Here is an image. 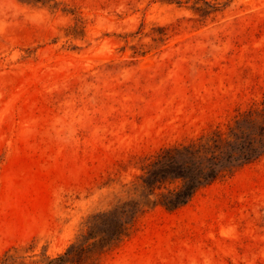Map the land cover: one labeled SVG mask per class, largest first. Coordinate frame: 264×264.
I'll return each mask as SVG.
<instances>
[{"label": "rangeland", "instance_id": "1", "mask_svg": "<svg viewBox=\"0 0 264 264\" xmlns=\"http://www.w3.org/2000/svg\"><path fill=\"white\" fill-rule=\"evenodd\" d=\"M263 101L264 0H0L1 264H46L126 201L93 262L264 264V156L176 210L141 185Z\"/></svg>", "mask_w": 264, "mask_h": 264}, {"label": "trees", "instance_id": "2", "mask_svg": "<svg viewBox=\"0 0 264 264\" xmlns=\"http://www.w3.org/2000/svg\"><path fill=\"white\" fill-rule=\"evenodd\" d=\"M262 156L264 101L240 112L226 128L217 127L189 143L162 149L152 168L144 171L141 185L156 196L155 204L176 210L190 202L203 186ZM139 212L137 202L126 201L93 213L86 232L65 252L48 256L46 264H98L93 262L94 256L118 247L129 236ZM8 258V253L0 257V264Z\"/></svg>", "mask_w": 264, "mask_h": 264}]
</instances>
